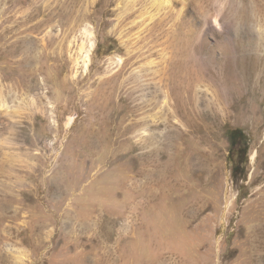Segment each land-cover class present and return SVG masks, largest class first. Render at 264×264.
Segmentation results:
<instances>
[{"label":"rangeland","instance_id":"374dc122","mask_svg":"<svg viewBox=\"0 0 264 264\" xmlns=\"http://www.w3.org/2000/svg\"><path fill=\"white\" fill-rule=\"evenodd\" d=\"M0 264H264V0H0Z\"/></svg>","mask_w":264,"mask_h":264},{"label":"trees","instance_id":"16d2710c","mask_svg":"<svg viewBox=\"0 0 264 264\" xmlns=\"http://www.w3.org/2000/svg\"><path fill=\"white\" fill-rule=\"evenodd\" d=\"M230 144L229 161L232 164L233 175L246 177V167L249 162L250 137L241 127L229 128L226 131ZM241 173L238 175V169Z\"/></svg>","mask_w":264,"mask_h":264},{"label":"bare ground","instance_id":"6f19581e","mask_svg":"<svg viewBox=\"0 0 264 264\" xmlns=\"http://www.w3.org/2000/svg\"><path fill=\"white\" fill-rule=\"evenodd\" d=\"M92 45H93V43H92ZM88 57H89V53H87L84 56V61H86L88 59ZM187 100H188L187 101L188 104H187L186 108H187L188 111H191L192 115L196 118L197 122H200V121L201 122H205L206 120H210L211 119V117L207 113L201 111L199 109V107L196 104H194V102L192 101L190 95L187 96Z\"/></svg>","mask_w":264,"mask_h":264}]
</instances>
